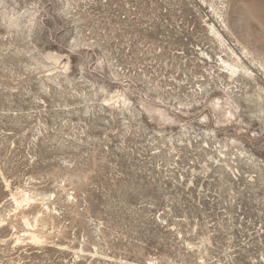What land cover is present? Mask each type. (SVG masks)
I'll list each match as a JSON object with an SVG mask.
<instances>
[{"label":"rangeland","instance_id":"374dc122","mask_svg":"<svg viewBox=\"0 0 264 264\" xmlns=\"http://www.w3.org/2000/svg\"><path fill=\"white\" fill-rule=\"evenodd\" d=\"M84 1L0 0V264H264V0H182L161 31L121 26L159 0ZM89 23L141 86L97 75Z\"/></svg>","mask_w":264,"mask_h":264},{"label":"built area","instance_id":"2783aa9c","mask_svg":"<svg viewBox=\"0 0 264 264\" xmlns=\"http://www.w3.org/2000/svg\"><path fill=\"white\" fill-rule=\"evenodd\" d=\"M89 0H85L84 3H87ZM182 0H173L170 4H165V0H159L160 5L157 9V19L156 20V24L153 25L151 23V21H149V16L148 14H150V12L152 11L151 8H153V6L147 5L146 6V2L150 3V0H97V2H95L94 4H92V6H94V8L96 10H98L99 12H97L96 10H91V12L97 14L98 18H97V22L98 21H102L105 22L109 19V13H120L123 11V6L124 5H132L133 8L136 10V12H138V6L145 4V6L143 7V9H141L140 13L141 15H138L137 17V22L136 23H131L129 21H123L122 25L123 28L132 31L135 28L139 27V28H144L147 29L149 31L151 30H157L161 31V30H165V26L167 24H169L170 27H175V22L177 20H175V13L176 11H179L180 7L179 5H177V7L173 6L174 4H178V2H181ZM188 8V4L186 5V9ZM134 12V13H136ZM159 23V24H158ZM96 23H89L87 25V27L85 28L86 30V34L82 37H84L87 41L88 46H85L84 49L85 50H89L91 51L90 53L94 55V58L96 59V62L98 65H94L93 66V70L97 73V75L101 78H104V76L108 77L107 80H109L110 82L113 83V85L110 86H119L122 85L123 89H127V87L124 84L127 85H131L132 83L135 84L136 86H141L140 82L138 79H125V75H118L117 71V64L115 62V60L112 58L111 60L107 59V58H103V54L105 53V50L108 49V44L107 42H104V40H100L98 39L96 36H94L93 33L89 32L88 29L95 25ZM79 31L81 32L82 27H79ZM176 30V28H175ZM177 32V31H176ZM155 33V32H154ZM156 36V33L154 34ZM146 36V35H145ZM93 37L91 40L90 38ZM151 39L152 37L149 36ZM135 49V48H134ZM135 52L138 53L140 55L141 51H137L135 49ZM129 61L128 63H131L132 65L137 64L138 62H140L141 60L144 59V54H142V58L140 57H135L133 55L129 56ZM121 59V58H120ZM173 59V58H172ZM99 63H101L102 65L99 66ZM103 65L106 66V68H103ZM150 65L151 69L148 72H145L143 74H138L135 70H131L128 74H131L132 76H129L127 78H142L145 76H150V75H158L160 76V74H162L164 72V69H167V66H172V64H167V62L162 61L161 58H151L150 61ZM104 82V81H102ZM139 84V85H137ZM134 88V87H133Z\"/></svg>","mask_w":264,"mask_h":264},{"label":"bare ground","instance_id":"6f19581e","mask_svg":"<svg viewBox=\"0 0 264 264\" xmlns=\"http://www.w3.org/2000/svg\"><path fill=\"white\" fill-rule=\"evenodd\" d=\"M213 11L216 17L223 23V19H221L222 16L218 12H216L215 8L213 9ZM209 29H210V32L213 34V37L219 42V44L222 46H226V41L224 40L223 35L220 32V30L217 27H215V25H211V24H210ZM229 49L232 51L231 53L235 56V58L230 56L232 60L231 63H227V61L224 62L226 67H229L230 75H238V76L247 75L248 77L253 78L252 71H249V67L246 66V63L244 59L242 58V56L236 54L231 48ZM254 79L255 78H253V80ZM227 100L229 101L230 98L228 97Z\"/></svg>","mask_w":264,"mask_h":264}]
</instances>
